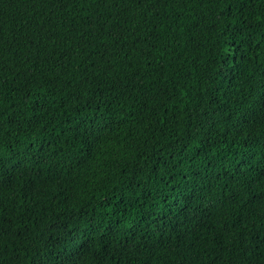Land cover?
I'll list each match as a JSON object with an SVG mask.
<instances>
[{
	"label": "trees",
	"instance_id": "obj_1",
	"mask_svg": "<svg viewBox=\"0 0 264 264\" xmlns=\"http://www.w3.org/2000/svg\"><path fill=\"white\" fill-rule=\"evenodd\" d=\"M0 264H264V0H0Z\"/></svg>",
	"mask_w": 264,
	"mask_h": 264
}]
</instances>
